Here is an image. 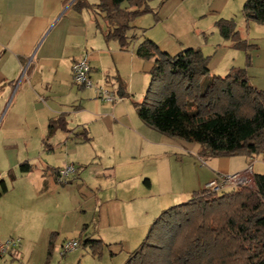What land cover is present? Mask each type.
<instances>
[{
	"label": "crops",
	"instance_id": "obj_1",
	"mask_svg": "<svg viewBox=\"0 0 264 264\" xmlns=\"http://www.w3.org/2000/svg\"><path fill=\"white\" fill-rule=\"evenodd\" d=\"M169 1L161 0L160 5L152 9L157 13V21L161 19V8ZM74 2L75 0H0V160L5 165L0 171V181H5L3 177L7 172V178L12 183V188L0 200L16 189V184H13L16 178L11 180L9 174H19V164L27 162L33 166L34 171L21 175L35 172L38 177L35 184L44 193L66 194L70 190L87 187L95 193L100 207L106 202L112 203L110 206L133 202L135 199L130 196L132 187L126 186L122 190L118 184L115 193L103 202L99 197L102 194L101 184L91 183L93 181L85 180L87 178L80 179L81 172L89 164L80 160L75 152L65 157L72 145L77 150L80 146L93 145L109 136L113 140L115 132L120 130L126 132L128 146L141 156H152L155 153L165 155L169 151L174 155L180 153L181 164L191 163L195 172L183 183L177 182L174 193L178 198H190L194 192L205 190L206 185L219 175L242 174L248 185H254V175H264V161L259 156L201 160V147L198 144L168 138L145 125L136 114L135 104L139 102H134V97L146 90L153 62L136 56L135 49L141 40L129 49L121 50L114 41L104 38L101 18L90 10L77 12L72 8ZM94 2L96 0L89 3ZM244 2L245 0H240L239 3L234 0H180L173 12L160 22L166 24L170 17L175 16V24L180 25L182 19L181 49H199L210 58L211 72H221L224 69L223 75H226L235 68L234 60L241 58L240 55L243 58V54L242 50L234 47L231 40L220 36L216 23L219 20L232 21L240 38L253 46L249 50L251 63L246 68L249 82L255 89L264 91V29H258L264 27L253 21H246L243 15ZM187 3L189 9H183ZM182 9L183 12H180ZM176 32V36L180 35V31ZM255 33L259 36H254ZM144 37L154 42L161 51V43L155 36ZM167 50L162 51L168 53ZM237 52L240 53L239 57ZM82 56L89 59L93 82L110 87L120 101L114 104L98 102L93 100L92 93L72 84L71 65ZM239 65L245 68L244 58L243 64ZM60 117L63 118L65 128L51 130L49 123ZM197 162L201 165L199 168ZM67 164H72L75 168L70 182L65 185L72 188L60 190L55 176ZM102 171L107 172L105 176L102 174L103 178L115 182L118 179L117 172L112 167L102 168ZM143 184L147 188L151 186L148 179ZM232 189L233 187H228L224 191ZM21 202L19 197L12 198L9 211L0 215L2 226L9 219L16 218L18 210H21ZM149 204L139 205V211H144ZM145 218L141 216L142 221L137 225L139 231L134 235L136 240L145 234ZM117 224L99 219L92 226L91 233L89 226L85 225V230L79 233V239L106 241L111 235L107 229ZM39 229V232L47 230L45 227ZM22 236L26 237L23 233ZM114 239L124 241L123 236H116ZM19 255L18 250L11 255V259L19 258Z\"/></svg>",
	"mask_w": 264,
	"mask_h": 264
},
{
	"label": "trees",
	"instance_id": "obj_2",
	"mask_svg": "<svg viewBox=\"0 0 264 264\" xmlns=\"http://www.w3.org/2000/svg\"><path fill=\"white\" fill-rule=\"evenodd\" d=\"M150 1L75 0L72 8L90 10L101 18L104 38L121 50L141 40L136 56L153 62L144 97L135 104L145 125L168 138L198 144L205 158L259 156L264 161V91L255 89L246 73L253 46L240 38L232 21H217L220 36L245 52V68H233L225 76L211 74L210 58L199 49L171 56L139 37L132 25L137 17L153 14L158 19ZM243 15L264 27V0H245ZM48 127L63 130V118L52 120ZM32 169L27 162L18 166L20 174ZM253 181L254 188L194 192L187 202L164 210L125 264H264V175H254ZM7 190L5 181H0V198ZM53 237L52 233L50 249ZM82 241L95 252L102 245Z\"/></svg>",
	"mask_w": 264,
	"mask_h": 264
},
{
	"label": "rangeland",
	"instance_id": "obj_3",
	"mask_svg": "<svg viewBox=\"0 0 264 264\" xmlns=\"http://www.w3.org/2000/svg\"><path fill=\"white\" fill-rule=\"evenodd\" d=\"M179 1L170 0L167 2L166 6L161 8L159 17L162 20L168 17ZM234 1L240 2V0ZM160 2L161 0H151L149 6L151 9H156ZM184 8L189 9V4L187 3ZM183 9L180 12H183ZM199 9L201 11V8ZM160 20L157 21L153 14H146L137 17L132 25L137 30L139 37L141 35L143 38L146 35L155 36L161 43V52L168 49L170 51L167 50V52L171 56H175L183 49L180 46V42H183L181 41L183 39L181 35L183 32H181L182 19L180 25L175 24V16L170 17L166 24H162ZM175 29L180 31V35L176 36ZM258 29L263 30L264 28L259 27ZM254 36L258 37L259 35L255 33ZM239 52H237V57L240 55ZM241 53L245 63V52L242 51ZM240 57L239 59L236 58L233 63V67L237 69L243 68L239 67L241 66L239 64H243V58L241 55ZM219 68L221 70V67ZM223 72L224 69L221 72H211V74L225 76ZM85 91L92 93V91ZM145 92L144 89L139 94H135L134 102H141ZM92 98L96 100L93 93ZM1 120L2 116L0 122ZM126 140V132L120 130L115 132L113 140L112 136H109L93 145L80 146L77 150L72 145L69 147L68 153H65V157L68 156L67 154L71 156L75 152L80 160L89 164L86 170L81 172L80 179L87 178L85 180H92L91 183L101 184L102 194L99 197L103 202H106L115 193V187L118 184L122 190L126 186L132 187H130L132 189L130 196L135 200L131 203H117L114 204L115 206H110L112 203L106 202L100 207L101 204L96 201L95 193H92L87 187L75 191L70 190L66 194L59 192L44 193L35 184L38 181L35 172L29 175H21L19 172V174H14L16 181L13 184H16V189L9 192V196L0 200V215L4 211H9L13 197L21 199V210H18L19 213L16 214V218L9 219L3 223V226L0 224V241L5 242L10 239L19 241L20 248L17 251L19 250L20 255L15 260L11 259V255H6L0 258V264H125L129 255L146 237L155 218L164 210L183 204L190 199L189 197H175L178 195L174 192L178 185L177 182L183 183L188 176L195 172L191 163L181 164L179 162L182 159L180 153L174 155V153L171 154L167 151L165 155L155 153L152 156H141L128 146ZM203 159L206 158L201 157V160ZM199 163L197 162L198 168L201 166ZM98 165L102 167L99 168ZM4 166L0 160V171L3 170ZM111 167L113 171L117 172L118 179L116 182L103 178L107 172L102 171V168ZM32 170L34 171V168ZM3 178L8 185V190H10L12 183L7 178V172ZM145 179L150 181V188L143 184ZM74 182L76 181L74 180ZM247 186L254 188L253 184ZM57 187L60 190L72 188V186L62 187L61 185ZM144 203L150 204L145 207L146 210L139 211L138 206ZM146 215L147 218H145ZM141 216L145 218V234L141 239L136 240L134 235L139 231L137 225L142 221ZM99 219H102L103 222L109 220L111 223L118 224L107 229V232L111 233L110 238L108 237L106 241L101 242V247L95 252L90 247L82 245L83 241L79 239V233L82 232L85 225L89 226L91 233L93 231L92 226L94 227ZM43 227L47 230L39 232V228L42 229ZM22 233L26 237H23ZM52 233L54 237L50 249L49 242ZM116 236H123L124 241L121 239L115 241ZM72 239L80 240H78L80 243L78 249L61 256V246Z\"/></svg>",
	"mask_w": 264,
	"mask_h": 264
},
{
	"label": "built area",
	"instance_id": "obj_4",
	"mask_svg": "<svg viewBox=\"0 0 264 264\" xmlns=\"http://www.w3.org/2000/svg\"><path fill=\"white\" fill-rule=\"evenodd\" d=\"M71 81L75 86L92 91L95 99L99 102L106 104H114L120 101L110 89V87L105 84H95L91 78V68L89 65V59L87 56H82L76 60L71 65ZM75 173V168L73 165H66L59 169L56 173L55 180L58 185L65 186L70 182V178ZM247 180L242 174L234 175H219L215 179L211 180L205 187V190L211 192H223L228 187L237 186H247ZM19 241L10 239L5 242L0 241V258L6 255H12L19 248ZM79 247V241L72 239L66 241L61 246V256L67 253L76 251Z\"/></svg>",
	"mask_w": 264,
	"mask_h": 264
}]
</instances>
